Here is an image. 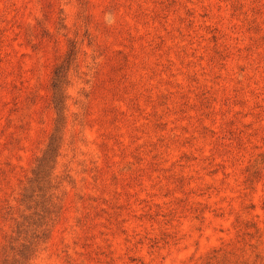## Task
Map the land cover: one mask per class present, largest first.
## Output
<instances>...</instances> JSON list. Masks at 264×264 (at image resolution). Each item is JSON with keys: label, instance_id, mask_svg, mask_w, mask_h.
Masks as SVG:
<instances>
[{"label": "rangeland", "instance_id": "374dc122", "mask_svg": "<svg viewBox=\"0 0 264 264\" xmlns=\"http://www.w3.org/2000/svg\"><path fill=\"white\" fill-rule=\"evenodd\" d=\"M0 264H264V0H0Z\"/></svg>", "mask_w": 264, "mask_h": 264}, {"label": "trees", "instance_id": "16d2710c", "mask_svg": "<svg viewBox=\"0 0 264 264\" xmlns=\"http://www.w3.org/2000/svg\"><path fill=\"white\" fill-rule=\"evenodd\" d=\"M59 67L60 66H58V70H56V75H59L58 73H59ZM50 150H51V148H50Z\"/></svg>", "mask_w": 264, "mask_h": 264}]
</instances>
